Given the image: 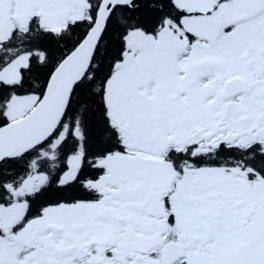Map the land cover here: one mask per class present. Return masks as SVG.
I'll return each instance as SVG.
<instances>
[{"label":"snow or ice","instance_id":"obj_1","mask_svg":"<svg viewBox=\"0 0 264 264\" xmlns=\"http://www.w3.org/2000/svg\"><path fill=\"white\" fill-rule=\"evenodd\" d=\"M0 264H264V0H0Z\"/></svg>","mask_w":264,"mask_h":264}]
</instances>
